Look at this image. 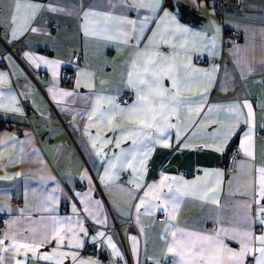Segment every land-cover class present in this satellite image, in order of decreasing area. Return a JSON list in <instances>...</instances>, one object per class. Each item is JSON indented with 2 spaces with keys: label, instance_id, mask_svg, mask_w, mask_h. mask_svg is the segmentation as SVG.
I'll return each mask as SVG.
<instances>
[{
  "label": "crops",
  "instance_id": "obj_1",
  "mask_svg": "<svg viewBox=\"0 0 264 264\" xmlns=\"http://www.w3.org/2000/svg\"><path fill=\"white\" fill-rule=\"evenodd\" d=\"M226 2L221 18L213 0H0V119L13 125L0 130V264H193L180 230L247 244L243 264H257L264 0ZM149 87L167 116L141 130L130 110Z\"/></svg>",
  "mask_w": 264,
  "mask_h": 264
},
{
  "label": "snow or ice",
  "instance_id": "obj_2",
  "mask_svg": "<svg viewBox=\"0 0 264 264\" xmlns=\"http://www.w3.org/2000/svg\"><path fill=\"white\" fill-rule=\"evenodd\" d=\"M19 9V4H17V10ZM13 20L15 21V16L13 17ZM187 31V29H185ZM47 63V62H46ZM151 63L146 62L145 65V72L149 71L148 64ZM152 76L156 78L158 83V76L156 71L152 72ZM132 82L131 80L129 81ZM144 79L141 78V83H144ZM165 90L157 87L152 88L149 87L146 92L143 95H138V103L134 104L132 106V109L130 110V119H133L142 130L143 128H152V127H158L159 124L166 119L167 113L165 112V109L167 107L163 92ZM65 95H71V93H65ZM158 105V108H157ZM246 107L250 108V105H246ZM14 111H19V109H13ZM249 115L251 116L252 113L249 112ZM160 117V120L157 119V117ZM91 119V117H90ZM248 137H246L247 142ZM117 147H119V144H117ZM251 155V153H248ZM165 179H168L165 177ZM163 184V182H162ZM161 184V186H162ZM152 188L159 187L157 185L151 186ZM262 188V194H264V184L261 186ZM151 190V189H150ZM147 195V193H146ZM144 202L141 201V204ZM182 232V235L185 236L188 239V247L190 248L189 252V259L193 262V264H201V261L204 262V264H224V253L227 252L229 259L234 260L237 262V264H243V257L246 254H250L251 249L248 247L247 244H243L241 250L239 252H235L232 249L227 248L226 245L223 244L222 241L216 240L215 244H211L210 242L213 241V237L210 236H198L194 233L188 232L184 233L183 230H180ZM103 235V233H101ZM219 235V234H218ZM243 235L248 236V233H244ZM173 242L169 246L168 251L169 252H177V249L180 251L177 252L178 255H182L184 252V246L182 245V242L180 240L176 239V233H172ZM259 241L264 244V236L258 237ZM2 242V241H0ZM18 247L26 249V251H31L32 253H35L37 250V246L28 245V244H21ZM112 247L115 249V245H112ZM260 256L257 261V264H264V247H260L257 249ZM45 260H49L52 257L50 256H43L42 257ZM75 257H73L74 259ZM17 264H20L18 261ZM84 264V262H82ZM91 264H95V262H91Z\"/></svg>",
  "mask_w": 264,
  "mask_h": 264
},
{
  "label": "built area",
  "instance_id": "obj_3",
  "mask_svg": "<svg viewBox=\"0 0 264 264\" xmlns=\"http://www.w3.org/2000/svg\"><path fill=\"white\" fill-rule=\"evenodd\" d=\"M238 3H240L242 0H236ZM226 5L227 2L226 0H213V11L214 13L223 18L224 14H225V10H226ZM2 13V9L0 8V14ZM56 27L55 24H52L51 28L54 29ZM2 34H4V31H1ZM232 41H239L242 39V33L240 32H230L227 35ZM197 61L198 62H205L206 59L202 56L197 57ZM1 65H4V62H1ZM44 76V74H43ZM75 81V73L73 71L70 70H64L62 77H61V82L62 85L64 86H71ZM130 101V96L128 93H125L123 95H121L118 99V102L120 104H127ZM18 132L21 131V128L17 129ZM259 136L261 138H264V133L259 134ZM237 158H238V151L237 149H234L232 151H230V153L228 154V159H227V164H226V170L228 172H234L235 168H236V162H237ZM126 177V176H125ZM80 187H84V186H80ZM8 219V215H0V226L3 225V223ZM91 232H96L98 230L97 227L90 225L89 226ZM105 231H107V229H105ZM257 231L260 232L261 228H257ZM98 245L96 243H91L88 244L86 246V248L83 250V255H95L98 252ZM164 264H174L172 261H166L164 262ZM248 264H251V262H248Z\"/></svg>",
  "mask_w": 264,
  "mask_h": 264
},
{
  "label": "trees",
  "instance_id": "obj_4",
  "mask_svg": "<svg viewBox=\"0 0 264 264\" xmlns=\"http://www.w3.org/2000/svg\"><path fill=\"white\" fill-rule=\"evenodd\" d=\"M13 125L11 123H8L2 119H0V130L4 129V128H10Z\"/></svg>",
  "mask_w": 264,
  "mask_h": 264
}]
</instances>
